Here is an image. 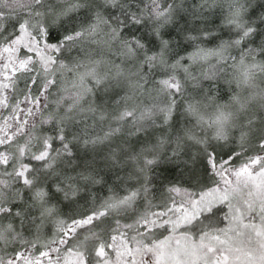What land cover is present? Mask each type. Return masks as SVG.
Returning <instances> with one entry per match:
<instances>
[{"label":"snow or ice","instance_id":"1","mask_svg":"<svg viewBox=\"0 0 264 264\" xmlns=\"http://www.w3.org/2000/svg\"><path fill=\"white\" fill-rule=\"evenodd\" d=\"M129 3L22 0L21 14L5 11L6 0H0V177H15L23 189L5 199L7 182L0 179V242L16 231L5 219L19 218L23 226L22 211H14L20 204L14 201L25 196L41 221L56 224L55 232L46 241L32 242L31 249L23 246L29 242L22 237L11 254L0 248V264H264V115H249L239 93L225 90L233 81L224 78L227 70H238L233 79L241 88L254 72L264 73V0H195L190 15L197 26L183 32L169 27L175 9L166 6L167 11L155 13L145 35L136 26L145 25L148 10L138 15ZM150 3L156 7L158 0ZM184 3L178 0L176 7ZM114 43L117 55L140 58L142 71L136 73L133 89L145 88L146 77L160 63L172 72L182 70L200 92L186 93L169 75L158 81L166 93L162 103L134 111L129 107L133 96L117 97L112 122L101 127L110 116L97 104L96 91L128 77L120 64L105 67L108 62L94 58L92 50H111ZM169 54L174 57L170 65ZM201 81L208 87L201 88ZM217 97L229 98V104L216 103L215 115L205 118L198 106ZM232 105L235 112L223 110ZM180 109L214 132L188 137L201 145L199 163L180 161L179 136L165 152L180 124ZM34 113L50 134L38 138L32 152L30 142L21 146L23 137L5 129L9 120L14 129L27 128ZM258 119L261 127L253 140ZM231 128L239 131L231 141L238 147L218 152L229 142ZM121 137L105 159L119 168L131 162L135 174L126 179H113L79 155L81 147L95 149ZM129 141L140 145L138 150ZM121 151L127 152L123 162ZM61 159L64 170L59 169ZM161 190L166 199L157 201ZM81 201L91 206L61 215Z\"/></svg>","mask_w":264,"mask_h":264},{"label":"rangeland","instance_id":"2","mask_svg":"<svg viewBox=\"0 0 264 264\" xmlns=\"http://www.w3.org/2000/svg\"><path fill=\"white\" fill-rule=\"evenodd\" d=\"M139 0L136 1V4H139ZM193 3H195V0H185V3L183 4L182 8H177L176 5L172 6V8L175 9L174 13H173V18L172 19V23L169 25V27H172L175 22L178 23L180 22L179 20H177V18L180 17V15L182 13H191L192 12V5ZM184 9H186L187 11H184ZM205 15H211L210 13H205ZM215 19V18H212ZM187 24H189L190 26L195 25V21L192 20V17L190 15L189 18H187V21H185ZM152 26L150 25H143V27L141 28V32L145 34H147V31L149 29H151ZM173 29V27H172ZM135 29H133L134 31ZM180 30V29H179ZM181 31V30H180ZM182 32V31H181ZM87 51V49L85 50ZM119 51V47L118 45H116L115 43L112 46V49H107V48H95L92 50V55L94 58H99V57H103L105 61H107L108 63L105 65V67L110 66V64L115 63L116 62L119 63H132V62H139L138 59L136 58H130V57H124V56H119L116 53ZM84 53L82 52H74L72 55L73 56H77V55H83ZM232 55H236V51L233 50ZM248 63H250L248 61ZM199 69L198 68H194L193 72H198ZM236 72V71H235ZM225 79H229L232 80V77H226L224 76ZM134 83H131L130 85H132ZM129 85V86H130ZM182 85L183 88L185 89L186 93H192V94H197L200 92L199 88L194 87L193 81L191 80H187L185 79L184 73L182 74ZM91 86V85H89ZM105 87H107V91L104 90V88H100L99 90L96 91V96H97V104L100 105L102 108H104L107 113L110 116V119L108 121H105L103 123V125L101 127H107V125L112 122L111 121V117L114 116L115 112H116V105L113 104V101L116 99V79L115 80H111ZM201 88H207L208 87V83L205 81H201ZM229 88L228 85H225V90L227 91V89ZM264 92V74L261 72H254L252 74L250 83L247 85H243L241 88H237V93H239L240 99L241 101H246L248 108H247V112L249 115L251 114H255L258 118L261 115H264V98H262L261 93ZM134 93V95H133ZM125 96H133V99L129 102V106L132 107V109L138 110L139 108H142L143 104L145 105H151V104H157V103H161V94L158 93H152V87L148 86L145 89H139L136 90L134 89L133 92H130L129 94L125 95ZM124 96V97H125ZM255 97L254 99H251L252 97ZM197 98L199 99V95L197 96ZM229 99V98H227ZM106 102V103H105ZM216 103L219 104H229V101L227 100H219L217 98V100L215 102H209L207 100H204L203 103L201 105H199V111L201 112L202 115L205 116V118H210L213 117L217 111L216 109ZM204 104H207L208 106L205 108ZM236 105H232L230 107H227L225 109H223L225 112H235L236 111ZM177 115L180 116V124L179 127H176L173 129V135H172V143L170 146H165V152H167L168 150H170V147H174L175 146V137L179 136L181 137V144H182V148H181V155L179 157L180 161H189L190 163L192 161L197 160V163H199V157L201 155V145H199L198 143H196L195 139H189V135L196 137L197 139L204 137V136H210L213 135L214 132L212 129H208L206 127H203L199 124H197V121L194 117H191L187 114H185L183 112V109H181L180 113H177ZM34 116L36 117V119H29L28 121V127H21L19 129H14L13 128V121L9 120L8 121V127L5 129L6 131H8L10 133V135L15 136V135H20L22 133H26L28 132L32 126L35 125V123L39 120V114L38 113H34ZM101 127H98L97 131H101ZM261 127V124L259 122V119L257 120V125H256V129L254 130L253 134H252V138L254 140L255 135H257L259 133V129ZM229 131V142L225 145V148H217V150L219 151H228V147H235L238 145H234L231 143V141L233 139H236L239 136V131L237 128H231L228 130ZM122 139V137L120 138ZM149 141V137H145L144 138V142L147 143ZM131 145H134V148L132 150H138L139 146L138 144L135 143V141H129L128 142ZM223 143V142H221ZM105 146L102 145V152H105V150H109L110 148H115L116 147V140L111 142V143H105ZM85 154L86 157H90L91 155H95L98 156V149H92L91 147L88 149H85ZM10 156V153L8 154V158ZM121 162H123L124 160L119 157ZM105 161V163L101 164V166L104 167V171L109 170L110 168L112 169V175H113V179H115L116 177V166H114L113 164L110 163L109 160L105 159V157H103L101 159V162ZM181 168L184 167L183 163H181L180 165ZM119 168V167H117ZM103 169V168H102ZM129 170L127 171L126 169V165L120 169V173L123 175H125L126 177L128 176L129 173H134V168L133 165H130V167L128 168ZM131 169V170H130ZM109 172V171H108ZM177 175H179V173H177ZM131 183V182H129ZM32 245H28L25 248L31 249ZM124 259H131L130 257H124ZM115 264V261H114Z\"/></svg>","mask_w":264,"mask_h":264},{"label":"trees","instance_id":"3","mask_svg":"<svg viewBox=\"0 0 264 264\" xmlns=\"http://www.w3.org/2000/svg\"><path fill=\"white\" fill-rule=\"evenodd\" d=\"M136 1H138V0H130L129 10L131 12H134V13H137L138 15H140V14L144 13V11L147 9L148 13L146 15H143V19L145 21V25H150V26H153L155 23V19H156L155 13L157 11H159L160 9L167 11V7L175 6L178 3V0H158L157 6L153 7L152 4L150 3V0H139L140 1L139 4H136L135 3ZM21 2H22V0H6L4 10L7 11L8 9H13V10H15V12L22 14L24 9H22L20 7ZM116 11L120 12L121 10L116 9ZM121 14H123V13H121ZM189 17H190V14L188 12L182 13L180 15V17L177 18V20L180 21L178 23V25H177V22H175V24L172 26L173 31H175V29H180L183 32V31H185L186 28H191V27L197 26L196 23H195V25L190 26L189 24H187L185 22V21H187V18H189ZM211 18H215V16L211 15ZM173 19H175V18H173ZM182 26H184V27H182ZM130 27H131V25H130ZM136 27L142 28L143 25H137ZM172 27H170V28H172ZM140 34L144 35V33H142V32ZM177 39H179V37H177ZM135 58L138 59L139 62L123 63V64L119 63L121 65V67L124 69L125 74L128 78L121 77V78L116 79V98L117 97H124L125 95L134 91V89L131 87L130 84L135 83L136 73L139 71H142L140 58L139 57H135ZM173 59H174V57L172 56V54H169L167 57L169 65L173 62ZM249 62L251 63V61H249ZM116 64H118V63L116 62ZM182 74H183L182 70L172 72L171 68L168 65L157 63L156 66H154V68L152 69V73L146 77L148 83H147V86L145 88L150 86V87H152V93L161 94V97H160L161 101L160 102L162 103L166 98V93L162 90V85L160 83H158V81L163 80V79H167L169 75H174L176 77V80L179 81L182 85ZM237 75H238V70H236V72H235L231 69L227 70L226 73L224 74V76H226V77H230V78L232 77L233 82L230 86L229 85L228 86L233 90L234 93H237V86H236L235 80L233 78ZM20 87H23V84H21ZM145 88H143V89H145ZM230 95H231V93H230ZM217 98L219 100H226V101L228 100L229 101V99H227V98H224V99H220L219 97H217ZM144 104H143V106H144ZM129 107L132 108L131 106H129ZM117 109H118V106L116 105V111H117ZM180 111H181V109H180ZM180 111L178 113H180ZM44 127L45 128L42 129L40 127L39 123L36 122L35 125L32 126V128L28 132H26V133L30 132V136L25 135L26 133L20 134L19 136L23 137V139L20 140L21 146H26L25 142L28 141L32 145L30 151H32V152L37 151V149H38L37 139L42 138L43 136L50 134L48 129H47V126H44ZM77 129H78V126H77ZM77 129H74V130H77ZM122 139H120V138L116 139V147H117V145H119L121 143ZM102 145L105 146L104 144H101V145H98L96 147L98 149V156L91 155L89 158L87 157V159L93 160L95 168L100 170L102 173L109 171L112 174L111 168L109 170L104 171V167L101 166V164L105 163V161L101 162V159L103 157H106L108 155V152H109V150H105V152H102ZM235 147H238V146H235ZM217 151L221 152V153L225 152V151H219V150H217ZM79 155L81 157L86 156L85 148H83V147L80 148ZM126 155H127L126 151H121L120 157L123 160L125 159ZM11 158L12 157H11V153H10L9 159H11ZM58 163H59V169L60 170L66 169V164H65V161L63 159L59 160ZM110 163L112 164L111 161H110ZM33 164L35 166L39 167V162L34 161ZM125 165H126V169L128 171L129 170L128 168L132 164H131V162H129ZM15 167H17V168L20 167L19 163ZM120 169L121 168L116 167V176H121V177H124L126 179L127 177L125 175H123V173L122 174L120 173ZM151 174L152 173L149 172V175H151ZM158 174L159 173L157 172V175ZM177 176H179V175H177ZM0 179H3L7 182L6 185L4 186L5 187V192H4V198L5 199L11 198L10 194L13 192L14 189L21 188L22 181H20V184H21L20 185L19 183L16 182L15 177H10L7 174H5L3 177H0ZM21 190H23V189L21 188ZM155 199L157 201H163L166 199V194L161 190L160 192L155 194ZM14 202L20 204V208L15 209L14 211H22L24 222H23V226L21 227L19 218L13 217V218H8V219L4 220L5 225H7L8 223H12L14 226V229L16 230L12 235L8 236L6 241L0 242V248L3 249V252L5 254H11L13 249H16L22 245L21 237L23 238V240L29 242V243L23 245L24 247H26L28 245H32V242L46 241L55 232V229H56V224L53 220L41 221L39 219V216H40L39 210L36 207L30 206L31 200L28 198V196H25L23 198V200H16ZM8 206H10V205H8ZM90 206H91L90 203H85V202L81 201L77 206H74L72 209H62L61 215L62 216L63 215H72L74 212H82V211L87 210V208ZM34 217L36 218L35 220L33 219ZM221 226H223V225H221ZM113 256H115V254H113Z\"/></svg>","mask_w":264,"mask_h":264}]
</instances>
